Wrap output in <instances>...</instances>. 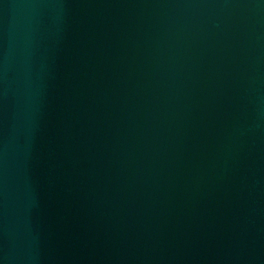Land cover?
Returning <instances> with one entry per match:
<instances>
[{
	"label": "water",
	"instance_id": "95a60500",
	"mask_svg": "<svg viewBox=\"0 0 264 264\" xmlns=\"http://www.w3.org/2000/svg\"><path fill=\"white\" fill-rule=\"evenodd\" d=\"M0 264H264V0H0Z\"/></svg>",
	"mask_w": 264,
	"mask_h": 264
}]
</instances>
